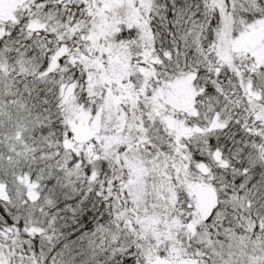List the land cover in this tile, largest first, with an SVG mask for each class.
I'll return each mask as SVG.
<instances>
[{
	"label": "snow or ice",
	"instance_id": "1",
	"mask_svg": "<svg viewBox=\"0 0 264 264\" xmlns=\"http://www.w3.org/2000/svg\"><path fill=\"white\" fill-rule=\"evenodd\" d=\"M0 264H264V0H0Z\"/></svg>",
	"mask_w": 264,
	"mask_h": 264
}]
</instances>
